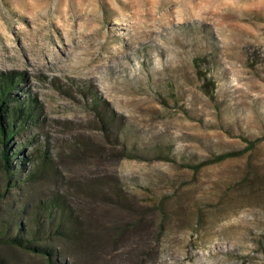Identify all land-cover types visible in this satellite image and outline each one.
<instances>
[{"label":"rangeland","instance_id":"rangeland-1","mask_svg":"<svg viewBox=\"0 0 264 264\" xmlns=\"http://www.w3.org/2000/svg\"><path fill=\"white\" fill-rule=\"evenodd\" d=\"M203 54L213 100L192 67ZM0 73L34 101L17 157L50 159L6 187L0 212L66 203L76 239L54 243L58 264H264V191L241 188L264 171V0H0ZM0 264L47 263L0 245Z\"/></svg>","mask_w":264,"mask_h":264},{"label":"trees","instance_id":"trees-1","mask_svg":"<svg viewBox=\"0 0 264 264\" xmlns=\"http://www.w3.org/2000/svg\"><path fill=\"white\" fill-rule=\"evenodd\" d=\"M212 59L209 55H198L192 58V67L199 80V89L204 96L213 100L216 83L209 73ZM19 77L12 73H0V168L3 173V186L0 192V201L5 198L6 187L12 189L21 181L31 182L37 176L38 169L49 164V155L46 150L34 149L30 154L19 157L18 151L22 148L9 143L12 136L20 133L35 119L34 101L26 98L24 102H17L15 88ZM91 106L100 117L103 127L107 130L113 128L115 117L106 109L96 95H92ZM260 140L246 141L248 146L242 150H227L212 154L209 159L202 162H186L184 168L197 171L202 167L220 163L229 159L240 157L252 149ZM9 143V144H8ZM168 155V154H167ZM125 157H130L127 152ZM168 158L166 157L165 160ZM34 168V170L32 169ZM248 188L249 192L258 188L264 191V171L257 173L241 188ZM162 213V210H161ZM164 214V212H163ZM164 216H162L163 218ZM143 219H138L132 226L142 227ZM126 228H122V231ZM164 234L163 224H158L156 239L160 240ZM76 239L75 217L68 210V206L61 200L48 199L32 203H23L18 206L5 207L0 212V245L13 250H19L45 259L47 264H58L61 257L56 250V241L71 243Z\"/></svg>","mask_w":264,"mask_h":264}]
</instances>
